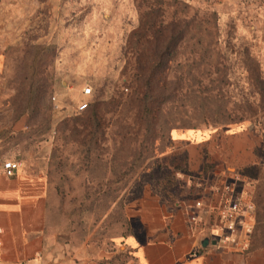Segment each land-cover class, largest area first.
<instances>
[{
    "label": "rangeland",
    "instance_id": "1",
    "mask_svg": "<svg viewBox=\"0 0 264 264\" xmlns=\"http://www.w3.org/2000/svg\"><path fill=\"white\" fill-rule=\"evenodd\" d=\"M8 161L45 182L52 234L106 264L144 192L264 249V0H0Z\"/></svg>",
    "mask_w": 264,
    "mask_h": 264
},
{
    "label": "crops",
    "instance_id": "2",
    "mask_svg": "<svg viewBox=\"0 0 264 264\" xmlns=\"http://www.w3.org/2000/svg\"><path fill=\"white\" fill-rule=\"evenodd\" d=\"M205 193L209 204L217 201L210 200L213 193ZM210 212L202 218L208 224L214 221ZM189 213V205L174 210L156 196L142 193L128 206L129 234L115 240L128 254L123 264H264V249L249 252L218 244L208 233L190 227ZM205 237L217 245L203 248ZM67 243L48 225L43 179L20 169L8 177L0 165V264H106L85 247Z\"/></svg>",
    "mask_w": 264,
    "mask_h": 264
},
{
    "label": "built area",
    "instance_id": "3",
    "mask_svg": "<svg viewBox=\"0 0 264 264\" xmlns=\"http://www.w3.org/2000/svg\"><path fill=\"white\" fill-rule=\"evenodd\" d=\"M92 93L91 89H86L85 90V95H90ZM87 108V104H84L80 106L79 110L80 112L85 111ZM3 169L5 171V174L8 177L14 176V174L17 172L18 169H20V163L16 161H8L3 164ZM226 205L223 208L224 212V218L226 219V222L229 224L228 230L233 234L236 230L235 224L232 223L233 221V216H235L236 212L238 211V204L233 203L232 201L229 200V198L225 199ZM229 236L225 238L226 241L229 240ZM198 254H193L194 257H197Z\"/></svg>",
    "mask_w": 264,
    "mask_h": 264
},
{
    "label": "water",
    "instance_id": "4",
    "mask_svg": "<svg viewBox=\"0 0 264 264\" xmlns=\"http://www.w3.org/2000/svg\"><path fill=\"white\" fill-rule=\"evenodd\" d=\"M201 245L203 248H207L210 245H217V241H211L209 237H205L202 239Z\"/></svg>",
    "mask_w": 264,
    "mask_h": 264
}]
</instances>
